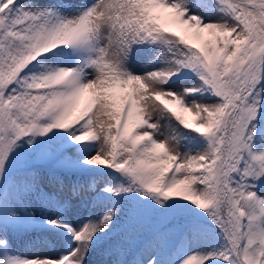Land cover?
Segmentation results:
<instances>
[{
  "label": "snow or ice",
  "instance_id": "6c2138e0",
  "mask_svg": "<svg viewBox=\"0 0 264 264\" xmlns=\"http://www.w3.org/2000/svg\"><path fill=\"white\" fill-rule=\"evenodd\" d=\"M0 264H264V0H0Z\"/></svg>",
  "mask_w": 264,
  "mask_h": 264
},
{
  "label": "trees",
  "instance_id": "16d2710c",
  "mask_svg": "<svg viewBox=\"0 0 264 264\" xmlns=\"http://www.w3.org/2000/svg\"><path fill=\"white\" fill-rule=\"evenodd\" d=\"M14 246L17 248V250H24L25 248V238H20L15 241Z\"/></svg>",
  "mask_w": 264,
  "mask_h": 264
},
{
  "label": "rangeland",
  "instance_id": "374dc122",
  "mask_svg": "<svg viewBox=\"0 0 264 264\" xmlns=\"http://www.w3.org/2000/svg\"><path fill=\"white\" fill-rule=\"evenodd\" d=\"M18 251L25 252V251H26V249H24V250H18ZM27 254H31V253H27Z\"/></svg>",
  "mask_w": 264,
  "mask_h": 264
}]
</instances>
